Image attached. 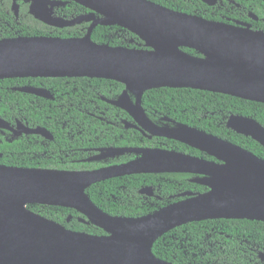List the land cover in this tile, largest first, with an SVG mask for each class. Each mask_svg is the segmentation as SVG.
<instances>
[{
    "label": "water",
    "instance_id": "obj_1",
    "mask_svg": "<svg viewBox=\"0 0 264 264\" xmlns=\"http://www.w3.org/2000/svg\"><path fill=\"white\" fill-rule=\"evenodd\" d=\"M12 1L16 16L18 2H30V14L50 27L63 29L84 22L90 26L82 38L0 40V80L90 78L121 83L126 89L112 104L134 118L143 132L179 141L218 162L177 152L138 150L156 156L91 172L0 165V264H173L157 258L153 248L177 227L218 219L264 222V159L187 125L156 129L142 106L145 92L161 88L206 91L264 104V31L241 22L210 21L149 0ZM201 1L213 7L220 0ZM68 2L90 13L71 20L55 15L54 9ZM249 16L258 20L253 13ZM98 26L124 28L139 37L145 49L99 45L92 40ZM17 90L51 98L43 89ZM130 92L136 95L135 103ZM226 126L264 148V127L256 120L231 115ZM0 128L9 129L2 118ZM125 151L137 150H108ZM160 173L203 176L193 182L208 191L190 194L185 201L141 218L110 216L87 194L103 181ZM142 193L151 196L152 188ZM35 204L74 209L85 217L82 222L101 228L106 235L69 231L28 209ZM259 258L264 262L263 252Z\"/></svg>",
    "mask_w": 264,
    "mask_h": 264
},
{
    "label": "trees",
    "instance_id": "obj_2",
    "mask_svg": "<svg viewBox=\"0 0 264 264\" xmlns=\"http://www.w3.org/2000/svg\"><path fill=\"white\" fill-rule=\"evenodd\" d=\"M149 1L210 21L227 24L250 23L253 30L264 31L263 0H220L213 7L201 0ZM26 3L20 1V10L16 17L11 11L12 0H0V40L19 37L82 38L87 34L90 23L84 22L63 29L50 27L32 16ZM89 13L90 11L85 7L72 2L66 8L58 10L55 15L71 20ZM251 13L258 17V21L250 19ZM92 40L99 45L145 49V43L139 37L119 26H98L93 31ZM184 51L200 56L194 50L184 49ZM20 80H0V117L6 121L13 111L17 117L21 118L20 111H11L10 106L17 108V104L25 103L26 95L9 89L24 84H19ZM30 80L47 83L50 87H65V85L58 84L62 79ZM74 83L78 84L77 89L80 91L86 87H93L94 101H99L102 106L106 104L101 102L99 97L116 98L126 89L121 83L105 79L82 78ZM82 92L85 96V91ZM130 95L134 101L136 95L132 92ZM142 106L150 121L164 124L172 121L181 123L214 135L264 159V148L259 143L226 126L231 115H240L252 118L264 127L263 103L193 89L161 88L145 92ZM108 107L128 117L127 113L112 106ZM49 113L54 114L55 112L46 109L45 116L51 115ZM78 115L81 119L85 118L81 113ZM98 117H101V114L96 112L93 118L94 129L103 125ZM168 142L170 149L216 161L213 157L182 143ZM37 162L10 157L0 159V165L6 167L47 170L42 168L44 165H38ZM98 167L99 164L94 163L89 169ZM47 168L53 169L48 171H62L54 170L61 169V162L51 161V166ZM189 177L191 174L180 173L133 175L97 183L87 190V194L99 209L110 216L141 218L177 202L178 199H171V197L183 191L197 193L208 191L204 186L190 184L187 181ZM178 185L179 187H176ZM147 186H153L155 189L160 186V189L164 191L163 200L138 194L139 189ZM156 194H158L157 191ZM28 209L64 226L69 231L94 236L106 235L101 228L82 222L80 219H85V217L74 209L38 204L29 205ZM261 252L264 253V222L246 219H218L188 223L161 237L153 248V253L157 258L173 264H264L259 258Z\"/></svg>",
    "mask_w": 264,
    "mask_h": 264
},
{
    "label": "flooded vegetation",
    "instance_id": "obj_3",
    "mask_svg": "<svg viewBox=\"0 0 264 264\" xmlns=\"http://www.w3.org/2000/svg\"><path fill=\"white\" fill-rule=\"evenodd\" d=\"M69 3L72 2H68L65 6L56 7L54 12L56 13L63 7L66 8ZM18 4L20 10V1ZM25 5H27L29 11L31 3L27 2ZM250 19L252 18L250 17ZM246 24L251 25L250 23ZM30 79L56 78H22L19 84H24L9 89L17 93H22L17 90L19 88L30 87L43 89L49 92L51 98L23 93L26 95V102L17 104V108L10 106L11 111H20L21 118L17 117L14 111L7 121L2 118L8 123L9 129L0 128V159L10 157L15 159L36 160L38 161V165H44L42 168L47 170H53L47 167L51 166V161H55L56 163L61 162V169L54 170H62L64 172H91L101 168L125 165L156 156L154 153H141L138 152V150H160L185 154L184 152L170 149L168 141L174 142L175 140L152 135L149 132H143L134 118L121 108L113 105L112 102L118 100L122 93L118 97L112 99L106 96L99 97L101 102L106 104L102 106L99 104V101H94L93 87H86V89L82 90L85 91V96L82 91L77 89L78 84L74 82L82 78H57L62 79L58 84L65 85L63 88L50 87L47 83L35 80L32 81ZM135 102L136 98L133 103ZM108 106H112L127 113L128 117H125L122 113L114 112ZM46 109L54 110L55 113H49L51 115L45 116ZM101 109L102 111H100ZM96 112L101 114V117L98 118L103 122V125L94 129L93 118ZM78 113L84 115L85 118L81 119ZM151 123L156 129L160 130L177 129L179 125H184L175 123L174 121L167 122V124L163 122L156 123L154 121H151ZM39 129L42 130V133H34V131ZM3 149L5 150L2 151ZM109 149L137 151L109 153ZM190 156L197 157L195 155ZM197 158L206 160L203 157ZM213 162L218 161L216 160ZM94 163H98L99 167L89 169L91 164ZM160 174L164 175L170 173ZM192 175L193 174H191V177H189L187 181L195 185L197 183L193 181L203 177ZM147 187L152 188L151 196L142 193V190ZM147 187L139 189L137 191L138 194L157 200H163L164 191L160 189V186L157 187L158 189H155L153 186ZM176 187H179V185ZM156 191L158 194H156ZM203 193L183 191L178 195L170 197L171 199H178V201L175 202L178 203L189 199L192 197L191 195L195 196Z\"/></svg>",
    "mask_w": 264,
    "mask_h": 264
}]
</instances>
